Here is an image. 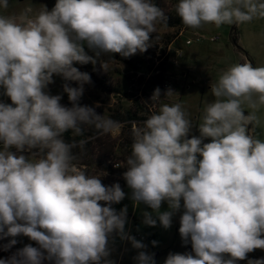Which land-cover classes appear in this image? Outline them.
<instances>
[{"label":"clouds","instance_id":"clouds-1","mask_svg":"<svg viewBox=\"0 0 264 264\" xmlns=\"http://www.w3.org/2000/svg\"><path fill=\"white\" fill-rule=\"evenodd\" d=\"M175 12L186 27H219L264 17V2L178 0ZM166 20L153 0H56L32 17L0 15V89L10 100L0 102V240H7L0 249H13L17 237L35 245L16 248L0 264H115L116 238L137 250L135 264H156L148 245L126 230L128 206L114 207L126 197L144 206L147 227L167 230L179 214L182 246L191 251L170 252L163 264H264V257H248L264 250V140L249 134L256 117L242 108L264 105V66L245 62L224 71L210 86L216 99L196 134L179 103L133 121L122 172L128 193L74 162L73 149L85 141L64 139L69 131L81 135L82 125L102 134L119 127L80 104L92 81L75 65H96L101 54L144 53ZM54 77L65 81L70 106L50 93ZM160 97L156 88L150 99Z\"/></svg>","mask_w":264,"mask_h":264},{"label":"rangeland","instance_id":"rangeland-1","mask_svg":"<svg viewBox=\"0 0 264 264\" xmlns=\"http://www.w3.org/2000/svg\"><path fill=\"white\" fill-rule=\"evenodd\" d=\"M56 0H7V7L0 6V15L19 17L21 14L32 17L39 13L44 7L51 9ZM264 2V0H258ZM153 3L163 11L164 14L177 16L175 5L178 0H153ZM198 34L204 37L201 42H193L190 46L185 45L186 39L195 37ZM217 36L216 42H210L209 37ZM178 38V39H177ZM177 39V40H176ZM176 40L171 49V55L168 53L169 45ZM176 47V48H175ZM180 49L183 56L178 59L180 68L183 66L188 71V76L184 82V88H177V92L172 95L168 102H158L159 107L163 104L179 103L186 113V117L191 121L193 132L202 122L201 117L207 104L213 102L216 98L213 96L210 86L218 81L219 76L234 64L250 63L253 67L264 66V17L254 16L252 20L242 23H225L217 27L215 24H205L198 29H192L184 26L165 27L157 24V32L153 34V44L144 53H137L131 57H122L118 54H101L96 65H75L80 69H85L90 74V67H94L99 77L107 79L105 85L117 93H108L104 89L96 87L93 82L84 86V93L80 102L93 107L95 111L102 115L104 119L114 116L116 113H123L125 109L136 111L139 117H145L146 120L150 115L146 111V96L153 94L156 88L161 90V98L167 88L161 86L160 72L158 71L163 64H166L168 74L166 78L171 79L177 67H172L170 58L174 57V50ZM90 55L93 53L89 52ZM119 57L126 59L134 64L129 65L127 62L120 60ZM100 63H106L107 68L104 71ZM179 67V66H178ZM174 69V70H173ZM174 72V73H173ZM170 73V74H169ZM166 82H168V79ZM55 82L48 86L51 94H62V104L68 101L67 94L63 93V84L65 81L61 77H54ZM172 81V80H171ZM70 86H78L74 81H68ZM0 89V102L10 103V100L2 94ZM160 98V99H161ZM255 99V97H254ZM160 102V104H159ZM148 104V103H147ZM245 115L254 114L256 119L248 125V132L254 138L264 140V105H258L251 108L247 103L242 104ZM159 111V109H158ZM157 112V111H156ZM153 112V113H156ZM119 127L113 128L110 132L101 134L94 142V147L109 146L112 148L122 145V132L125 125L117 122ZM121 148V147H120ZM129 150L128 147L121 148L115 152L114 156L108 158L107 164H119L124 168L123 155ZM123 153V155H122ZM121 154V155H120ZM81 167V166H80ZM89 174H96L103 177V183L106 184V178L114 179L108 172H102L97 165L81 167ZM120 176V175H119ZM116 182L126 193L130 190L127 188L122 176L115 178ZM125 184V185H124ZM124 205L128 206V224L126 230L148 245V251L155 254L156 264H163L166 256L172 253L190 252V244L182 246L179 236V214L173 218L171 228L165 230L160 226L147 227L142 224L143 205H135L127 197L120 204L114 205L119 210ZM167 205H162V210ZM155 215V214H154ZM157 241V246L153 247L151 241ZM111 259L115 264H135L133 259L137 250L133 249L127 241H120L116 238L113 245ZM250 259L264 257V250L257 249L248 254ZM238 264H247V261H239Z\"/></svg>","mask_w":264,"mask_h":264},{"label":"trees","instance_id":"trees-1","mask_svg":"<svg viewBox=\"0 0 264 264\" xmlns=\"http://www.w3.org/2000/svg\"><path fill=\"white\" fill-rule=\"evenodd\" d=\"M165 16L167 17L166 22L161 21L159 23L162 26H165V27L184 26V24L180 21V18L178 16H174V15H170V14L169 15L165 14ZM119 59L123 60L124 62H127L129 65H132V67H134V64L127 61L126 59H124L122 57H119ZM78 68L80 71L88 72V71H85V69L81 70L80 67H78ZM89 70L92 71L91 74L89 72L88 73L91 76V81L93 82V84L96 87L98 86L99 88L104 89L108 93H114L115 92L117 94H120V92L114 91L113 89H111L110 87L105 85L106 83L108 84L106 78H104V77L98 78L99 73L96 72V69L94 67H90ZM159 78H160V82L164 79L163 76H161ZM80 104L85 105L81 102H80ZM64 105L70 106L69 102L65 103ZM144 118L145 117H139L138 113L136 111L127 110V109H125L123 111V113L118 112L114 116L108 118V119H111L113 121H116V122H119V123L125 125V130H123V132H122V134H123L122 135V137H123L122 142L123 143L121 146H118V147L112 148L111 146H109L108 149L105 148L104 146L102 148L99 147L98 149H97V147H94L93 146L94 142L101 136L102 133L97 131L94 126H89V125H82L81 126L83 129V132L81 135L74 136L72 134V132L69 131V132L64 134V139L66 142H69V143L76 142L77 145L79 144V142L81 140L85 141L83 149H81L79 146H77L76 148L73 149V153L76 156V160L74 162L78 166L88 167V168H91L92 166L97 165V168L99 170H101L102 172H108L110 175H112L114 177V179H112V180L110 178L105 179L107 182L106 185H111L112 183L116 182L115 178L122 176V172L126 168V158L131 153L132 122L133 121L138 122L140 120H143ZM120 147L121 148H126V147L129 148V150L127 152H125L126 156H124L122 153L123 162H124L125 167L121 168V169L115 167L113 164H112V166L107 164L108 158L110 156H114L115 152H117L118 150H121ZM17 240H18L17 245H15L13 247V249L9 250L8 252H5L2 249H0V258L8 257L9 255H11L12 252H14L16 250V248L23 247L25 244L33 243V245H34V242L30 241L27 237H17ZM6 242H7V240H0V245L4 244Z\"/></svg>","mask_w":264,"mask_h":264},{"label":"built area","instance_id":"built-area-1","mask_svg":"<svg viewBox=\"0 0 264 264\" xmlns=\"http://www.w3.org/2000/svg\"><path fill=\"white\" fill-rule=\"evenodd\" d=\"M193 35H195L194 38L186 39V41H185V45L186 46H190L191 44H193V42H199L200 40L204 39V37L201 36V35H198V34H193ZM208 40L211 41V42H215V41L218 40V37L217 36L209 37ZM168 51H169L168 53L171 55V51H172L171 44L168 47ZM182 56H183V52L181 50L175 51L174 57L170 58L171 66L172 67H178L179 66L178 59L181 58ZM158 71L160 72V77L163 76V78H164L162 80V82H161V86L167 88L168 87V82H166L165 78H166V75H167L168 71L166 70V64H163ZM151 96H152V94H148L146 96L147 102L145 103V106H146V111H147L148 114H153V112L157 111V109H158L157 108V104H158L157 101H159L160 98H161L160 97L158 100L153 101V100L150 99ZM143 121L144 120H140L137 123H141ZM139 238L141 240H144L143 237H139Z\"/></svg>","mask_w":264,"mask_h":264},{"label":"crops","instance_id":"crops-1","mask_svg":"<svg viewBox=\"0 0 264 264\" xmlns=\"http://www.w3.org/2000/svg\"><path fill=\"white\" fill-rule=\"evenodd\" d=\"M178 39V38H177ZM176 39V40H177ZM176 40H174L172 43H171V47H172V45H173V43L176 41ZM199 42H201V40L199 41ZM211 42V41H210ZM216 42V41H215ZM176 48V47H175ZM177 50H180V49H175L174 50V54H175V51H177ZM177 70H174L175 71V73H174V75L176 74V77L175 78H173V79H171V77H172V74H171V77L170 78H166V79H168V87H167V89H172L175 93L177 92V88H184V82L183 81H185L186 80V78H187V76H188V71H186L185 69H184V67L182 66L181 68H180V64H179V67H177L176 68ZM168 74V73H167ZM170 74V73H169ZM172 80V81H171ZM167 81V80H166ZM174 93V94H175ZM172 96H162V98L160 99V102H168V100L171 98ZM160 102H159V104H160ZM158 109H159V105H158ZM158 109H157V112H158Z\"/></svg>","mask_w":264,"mask_h":264}]
</instances>
